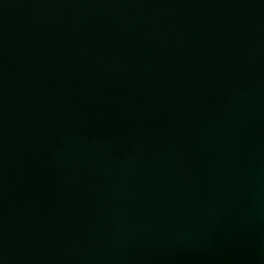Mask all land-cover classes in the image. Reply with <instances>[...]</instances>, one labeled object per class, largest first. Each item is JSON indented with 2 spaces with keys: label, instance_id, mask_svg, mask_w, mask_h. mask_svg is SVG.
<instances>
[{
  "label": "water",
  "instance_id": "water-1",
  "mask_svg": "<svg viewBox=\"0 0 264 264\" xmlns=\"http://www.w3.org/2000/svg\"><path fill=\"white\" fill-rule=\"evenodd\" d=\"M264 0H0V264H264Z\"/></svg>",
  "mask_w": 264,
  "mask_h": 264
},
{
  "label": "bare ground",
  "instance_id": "bare-ground-1",
  "mask_svg": "<svg viewBox=\"0 0 264 264\" xmlns=\"http://www.w3.org/2000/svg\"><path fill=\"white\" fill-rule=\"evenodd\" d=\"M262 245H263V252H264V235H263V242H262Z\"/></svg>",
  "mask_w": 264,
  "mask_h": 264
}]
</instances>
